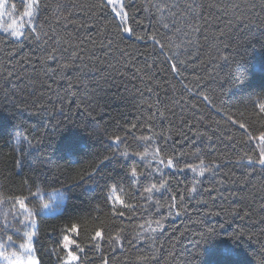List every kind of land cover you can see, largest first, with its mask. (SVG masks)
I'll list each match as a JSON object with an SVG mask.
<instances>
[{
    "label": "trees",
    "instance_id": "trees-1",
    "mask_svg": "<svg viewBox=\"0 0 264 264\" xmlns=\"http://www.w3.org/2000/svg\"><path fill=\"white\" fill-rule=\"evenodd\" d=\"M121 1L120 22L101 0H39L19 39L0 32V247L34 233L38 264H264V169L248 163L264 0Z\"/></svg>",
    "mask_w": 264,
    "mask_h": 264
},
{
    "label": "snow or ice",
    "instance_id": "snow-or-ice-1",
    "mask_svg": "<svg viewBox=\"0 0 264 264\" xmlns=\"http://www.w3.org/2000/svg\"><path fill=\"white\" fill-rule=\"evenodd\" d=\"M8 2H9V0H0V16H4L5 14H9L10 15L11 12H14L16 10L17 6L15 4H12L11 10H9ZM26 3H27V10L24 12V15L28 16V17H32L33 14H34L35 9L39 7V0H26ZM109 5L112 6V11L114 13H116L119 16H121L122 20L125 19L126 13H124L123 7L119 8V10H118L117 7L115 6V0H101L100 7H106V6H109ZM188 7L189 8H193V5L190 4V5H188ZM14 24H15V21H13V24H9L8 25V29H12V31H11V36L12 37H14L16 39H19L20 38V32L13 27ZM165 27H167V25H165ZM8 29H5L4 31L7 32ZM122 31L127 33L129 36L132 35V30L127 28V27H123ZM36 39L40 40L41 39L40 35H37ZM137 39H139V37H137ZM73 55L75 56L76 53H73ZM48 59H55V57L54 56H49ZM64 66L68 67L67 64L64 65ZM173 71H176L175 65L173 66ZM258 107L260 109V112L264 113V103L259 104ZM233 123H235V121H233ZM239 126L242 129L245 128L244 124H240ZM133 127H136V125H133ZM249 138H251V137H249ZM137 139H139L141 141H149L151 139V137H149V136H140ZM256 139H258L261 142L260 155H259V158L255 159V160L252 159L251 157H249L248 158V163L249 164L258 163L260 165V167L262 169H264V133H261L258 137H256ZM121 142H123V141L121 140L120 137H117L113 141V143H121ZM123 154L125 156L128 155L127 151H125ZM138 155L140 156L141 159H144L148 155V152L147 151L141 152V153H138ZM154 155L158 156L159 152L157 151L156 153H154ZM109 159H111V158H109ZM201 164H203V161H201ZM166 166L168 168H172L173 167V160L169 159L167 161V165ZM207 170H210V169H207ZM192 171L195 172V171H197V169L193 168ZM199 174L203 175V170H201L199 172ZM131 175L133 177L137 176V171H136L135 168L132 169ZM163 187H164L163 183H161L159 187H157L156 184H152L151 187L145 188V191L151 193L154 189L156 191H159L160 188H163ZM193 191H195V188H192V189L189 190L190 193L193 192ZM17 203L20 204L21 208L24 207L22 201H17ZM41 208L42 209H48L49 208V204H41ZM177 214H179V213H177ZM157 223H159V222H157ZM153 230L155 231V229H153ZM70 231L72 233H75L77 231L76 226L73 225L72 228L70 229ZM100 237H101V232L100 231H96L95 235L92 236V240H96L97 238H100ZM8 239H9V241H11L12 237L9 236ZM29 239H30V237H29ZM114 239H116V242L119 243L118 238H114ZM72 244H73V240H71L68 235L63 236V248L65 250H67L69 248V246L72 245ZM99 246H100L99 244L95 245V247H97V248ZM21 247L24 248L27 252H29V253L31 252V248L27 244L21 245ZM77 247H78V245H77ZM17 259H19V258H17ZM76 259H77V257L73 254V252L72 251H68L67 260L64 261V264H71V262L75 261ZM29 264H35V262L34 261H29ZM105 264H107V261H105Z\"/></svg>",
    "mask_w": 264,
    "mask_h": 264
},
{
    "label": "rangeland",
    "instance_id": "rangeland-1",
    "mask_svg": "<svg viewBox=\"0 0 264 264\" xmlns=\"http://www.w3.org/2000/svg\"><path fill=\"white\" fill-rule=\"evenodd\" d=\"M12 4H15L17 6L16 10L14 12H11L10 15L5 14L4 16H0V32L11 36L12 29H8V25L13 24V21H15V24L13 25V27L20 32V37H21L23 30L31 26V24L33 23V16L28 17L24 15V12L27 10V3L24 6L23 12L21 14H20V9H19V4L11 0H9L8 2L9 10H11ZM115 6L119 10V8L122 7V1L115 0ZM110 7L112 9V6ZM114 14L121 22L122 21L121 16L117 15L116 13ZM5 29H8V31L5 32L4 31ZM58 200H59L58 196L51 195L49 197V202H50L49 208L43 209L42 213L54 214L57 211V209L54 207L58 205ZM34 239H35V235L34 233H32L26 238V241L24 242V244H27L31 248L30 253L27 252L24 248H22L21 245L14 246L8 243V244L1 246L0 247V264H29V261H34L35 264H38V261L35 257L34 249H33Z\"/></svg>",
    "mask_w": 264,
    "mask_h": 264
}]
</instances>
